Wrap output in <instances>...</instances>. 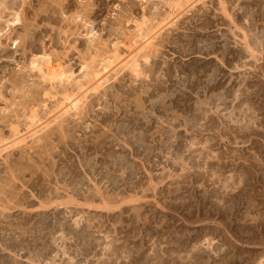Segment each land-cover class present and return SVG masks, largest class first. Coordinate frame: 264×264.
Returning a JSON list of instances; mask_svg holds the SVG:
<instances>
[{
  "label": "rangeland",
  "instance_id": "obj_1",
  "mask_svg": "<svg viewBox=\"0 0 264 264\" xmlns=\"http://www.w3.org/2000/svg\"><path fill=\"white\" fill-rule=\"evenodd\" d=\"M262 1L0 0V264H264V46L252 54L242 35L264 33ZM139 26L157 34L140 75L116 67L77 114H56L86 73L124 59ZM47 57L73 87L42 79L33 63ZM207 79L216 90H195ZM216 92L225 102L198 115L193 103ZM121 127L148 136L151 163ZM124 155L137 172H115L114 187L104 166ZM74 221L91 225L85 256Z\"/></svg>",
  "mask_w": 264,
  "mask_h": 264
},
{
  "label": "bare ground",
  "instance_id": "obj_2",
  "mask_svg": "<svg viewBox=\"0 0 264 264\" xmlns=\"http://www.w3.org/2000/svg\"><path fill=\"white\" fill-rule=\"evenodd\" d=\"M179 2V1H178ZM181 3V2H180ZM177 4V3H176ZM261 4L263 5L264 4V0L261 2ZM178 6V5H177ZM226 11H224V13H225ZM241 17L242 18H245L247 15H246V12H242L241 14ZM261 15V14H260ZM221 16V15H220ZM225 16H227V17H230L228 14H226L225 13ZM262 18H264V14H262V16H261ZM176 18V17H175ZM174 18V19H175ZM169 19V18H168ZM250 19V18H249ZM16 21H18L17 19H15ZM232 20V19H231ZM244 20H246V19H244ZM264 20V19H263ZM172 21V20H171ZM262 21V20H261ZM169 22V21H168ZM173 24V23H172ZM143 25V24H142ZM160 25V24H159ZM235 25V24H234ZM247 25V24H246ZM165 26V25H164ZM161 27H159L158 29H160ZM162 28H163V26H162ZM161 28V29H162ZM149 30H151V28L149 29ZM148 29H147V31H144L140 26L137 28V35H136V38H139V40L138 41H135V40H133L134 42H133V45L132 46H126L127 47V56L126 55H123V58L124 59H119V54H118V56H117V52H118V49L117 48H115L114 47V54H113V56H114V61H116L117 59H119L118 60V62L119 63H117L116 62V65L115 66H111L112 65V63H115V62H112L111 64H110V62L108 61V63L109 64H105V63H103L101 66H100V69L99 70H97V71H93V72H91V73H86V75L84 76L85 78H84V82L82 83V82H76V85H75V90L74 91H64L63 92V94H62V97H61V99H60V101H59V104H58V111H57V113L56 114H59V115H61V113H63V115L64 114H67L68 112H70L71 111V113L72 112H74L75 114H77L80 110H81V108H82V106H83V103H84V101L86 100V96H87V94L89 93L90 94V92L92 93H97V91L100 89V88H102L105 84H106V82H108L109 80V78L107 79L106 78V76L111 72V71H114V72H116L115 70H116V67H118V69H119V71H121V70H128V71H130L132 74H134V75H140V69H139V65H138V55H139V53L141 52H146L147 51V53L149 52L148 51V49H150L149 47H151V44H152V41L154 40V35L156 36L157 34L156 33H153L152 31L150 32ZM242 31H243V29H241ZM240 30V31H241ZM246 30H248V29H246ZM156 31V30H155ZM245 31V30H244ZM243 31V33H242V35H243V42H244V45H245V47L248 49L247 51H250L251 53H252V50L253 49H251V46H250V44L252 43V45L254 46H258V47H260V46H264V33L261 35V36H259L258 34H256V33H253L252 35H250V33L248 34L247 32H244ZM250 31V30H249ZM159 32V31H158ZM153 33V34H152ZM248 35H250L249 37H251V40H250V38H249V40H247V37H248ZM243 45V46H244ZM153 48V47H152ZM255 48H257V47H255ZM262 48V47H261ZM140 53V54H141ZM144 53H143V55H144ZM249 54L250 55V57H254L252 54H254V53H252V54ZM258 53V52H257ZM261 53V52H260ZM149 54V53H148ZM126 56V57H125ZM140 56V55H139ZM246 56V55H245ZM143 58H145V56H142ZM149 57V56H148ZM148 57H147V59H148ZM257 57V56H256ZM147 59H145V61L147 62ZM255 61H257L256 59L257 58H253ZM42 61V60H41ZM40 61V62H41ZM104 61H106V60H104ZM143 61V60H142ZM33 66H34V68L39 72V74L41 75V77H42V79H45V80H48V81H50L51 82V84H52V82H54V83H58V84H60V85H66V86H72V82H75V80L73 79V75H72V73H69V72H67V71H65V70H62L61 68H60V64H54L48 57H47V59L45 58L43 61H42V63H38V61L37 62H34L33 63ZM244 66V65H243ZM241 67V66H240ZM239 67V68H240ZM235 69V68H234ZM236 69H238V68H236ZM235 69V70H236ZM95 70V69H94ZM118 71V70H117ZM119 71L117 72V73H119ZM214 72H215V70H214ZM217 72V71H216ZM111 73H113V72H111ZM117 73H113L114 75H116ZM75 75V74H74ZM210 75V74H209ZM213 74H211L210 76H212ZM215 75V74H214ZM216 76V75H215ZM76 79V78H75ZM199 79V78H198ZM108 80V81H107ZM216 80V79H215ZM214 80V81H215ZM207 81V83H206V85L205 86H203V87H201L202 86V84L204 83V82H202L201 83V85H200V83L199 82H201V81H198V83L199 84H197V87H195V90H196V88H197V91L198 90H201V92L203 91L204 92V94L205 93H207V90H209L210 91V89L211 90H213V89H215L216 90V88H215V83H213L214 81H213V79H207L206 80ZM217 84V83H216ZM196 86V85H195ZM218 86H219V84H218ZM73 87V86H72ZM221 87V86H220ZM105 88V87H104ZM192 90H193V88H191ZM186 90V89H185ZM194 91V90H193ZM192 91V92H193ZM197 91H195V92H197ZM194 92V93H195ZM180 93H182V92H180ZM189 93H191V92H189ZM217 93V92H216ZM215 93V94H216ZM183 95L185 94V92L184 93H182ZM197 94L198 93H196V97H197ZM200 95V94H199ZM198 95V96H199ZM236 96V95H235ZM238 96V95H237ZM188 97V96H187ZM224 95L222 96L220 93L218 94L217 93V95H214V94H212V97H211V99H209V101H207V100H205V101H203V100H200V101H197V102H195V103H193V110L194 111H196V113L198 112L199 114L201 113V111H202V109L203 108H201V107H203L202 105H205V104H211L213 101H218V102H221V101H223L224 100ZM189 98V97H188ZM226 98V97H225ZM236 98V97H235ZM204 99V98H203ZM187 100V99H186ZM198 100V99H197ZM226 100V99H225ZM225 100L223 101V102H225ZM212 101V102H211ZM185 102V101H184ZM222 102V103H223ZM215 104V103H214ZM183 105V104H182ZM212 105V104H211ZM188 106V105H187ZM208 106V105H207ZM188 107H190V105L188 106ZM191 107H192V105H191ZM210 107V106H209ZM215 107V106H214ZM53 108V107H52ZM186 108V107H185ZM188 109V108H187ZM189 109H191V108H189ZM192 110V111H193ZM203 110H205V108L203 109ZM202 112H204V111H202ZM197 113V114H198ZM198 114V115H199ZM207 114V113H206ZM195 115V114H194ZM62 116V115H61ZM61 116H59V117H61ZM68 116V115H67ZM54 117V116H53ZM35 118H36V116L34 115V116H31L30 118H29V122H30V126L28 125V127L30 128L31 126L33 127L34 125H36L37 123H38V121H36L35 120ZM56 118V117H55ZM193 118V117H192ZM199 117L197 116V117H195L194 118V121H196V123L198 122V119ZM146 120V119H145ZM185 120H188V119H184V121ZM192 121H193V119H191ZM201 120V119H200ZM199 120V121H200ZM183 121V122H184ZM190 122V121H189ZM185 123H186V125L185 126H188V121L186 122L185 121ZM195 123V122H194ZM149 124V122L148 121H146V123H145V125H148ZM191 124V123H190ZM42 126V124H40V125H38V127H34V129H31V131L30 132H28V133H32L31 134V136H30V138H33L35 135H37L38 133H40V131H42L43 129H44V126L43 127H41ZM41 127V128H40ZM120 127V126H119ZM118 127V128H119ZM191 127V126H190ZM40 128V129H39ZM117 128V129H118ZM129 129V128H128ZM26 130H27V128H26ZM37 130V131H36ZM158 132V131H157ZM168 132H170V131H168ZM167 132V133H168ZM173 132V131H172ZM174 133V132H173ZM13 134H14V137H16L19 133L17 132V130H13ZM27 134V133H26ZM117 136H119V135H124L125 136V138H127V140L125 141V143L126 144H128L127 146L130 148V153L132 154V155H136V156H138V155H142V154H144V156H143V158H144V160L145 161H147V162H150L151 163V158H152V155H153V151H154V149H152L150 146H151V144L150 145H148V144H146V139H147V135H143V134H135L133 131H130V130H127V128H126V130H124V128H120V130L119 131H117ZM159 134V133H158ZM166 134V133H165ZM172 134V133H171ZM164 135V134H163ZM169 135V134H168ZM175 135H176V133H175ZM33 136V137H32ZM129 136V137H128ZM173 136V135H172ZM172 136H170V137H172ZM13 137V136H12ZM22 136H19V138H18V136H17V141L21 138ZM149 137H151V134H150V136ZM167 136H164V138H166ZM169 137V136H168ZM167 137V140L169 139ZM24 138H26V137H24ZM152 138V137H151ZM173 138V137H172ZM22 139V138H21ZM28 139V138H27ZM149 139V138H148ZM171 139V138H170ZM177 139V138H176ZM25 141V140H24ZM169 141V140H168ZM19 142H21V141H19ZM17 143V142H16ZM173 143V142H172ZM8 144V143H7ZM6 144V145H7ZM10 144V143H9ZM8 144V145H9ZM5 145V146H6ZM13 145V144H12ZM18 145V144H17ZM24 145V144H23ZM153 147H155L154 145H152ZM11 147H13V146H11ZM10 148V147H9ZM5 149V148H4ZM185 149V148H184ZM6 150H7V148H6ZM5 150V151H6ZM121 150L123 151L124 150V147H122L121 148ZM125 151V150H124ZM114 154V153H113ZM108 157L109 158H112L113 157V155L111 156V154H109L108 155ZM153 162H155V161H153ZM88 163V162H87ZM102 165V164H101ZM91 167V166H90ZM87 168H89V167H87ZM92 169H94V167L92 168ZM91 168L89 169V170H92ZM104 169H105V171H106V173L104 174V178L102 177V179H106L107 181H108V183H110L112 186H119V182L120 181H122V178H121V180H120V178L117 176V175H115V172H118V171H123V173L125 174V176H126V179H128V178H130L131 176H133L134 177V175L136 174L135 173V171L137 172V170H136V167H134L133 166V163H131V162H129L128 161V159H127V156H116V157H114V159H113V161H112V163L110 164V165H107V164H105V166H104ZM93 171V176H94V170H92ZM91 171V172H92ZM96 171V170H95ZM126 171V172H125ZM102 172V171H101ZM71 174V173H70ZM102 174H103V172H102ZM98 175H99V173H98ZM97 176V173H96V175H95V177ZM89 179V178H88ZM125 179V180H126ZM131 179V178H130ZM84 182L85 181H83V179H79L78 181H76V183H74L75 185H76V187H78V188H75L74 187V190H75V192H76V190H79V187L81 186V187H83L84 188ZM94 184V183H93ZM65 185H67V184H65ZM96 185V184H95ZM111 186V187H112ZM71 187H73V186H71ZM80 187V188H81ZM226 186H224V188H225ZM70 191V190H69ZM81 191V190H80ZM98 192H99V190H97ZM74 192V191H73ZM79 192V191H78ZM97 192V193H98ZM77 193V192H76ZM90 193V192H89ZM103 196V195H102ZM86 199V198H85ZM50 201V200H49ZM49 201H47V203L48 204H45L44 203V205H41V207L42 208H45L46 209V207H48L49 208V206L51 207V205H56L57 207H59V206H67V205H72V204H74L75 203V201L74 200H72V199H70V200H68V201H65V203H62V204H60V203H58V204H55L54 202H52V203H50L49 204ZM131 201V200H130ZM126 202H128V201H126ZM92 204V203H91ZM86 206V205H85ZM103 207H100L101 209H108V208H111V207H108L107 208V206H106V202L105 201H103V205H102ZM88 207L89 208H93V205H90V204H88ZM98 208V207H97ZM44 219V218H43ZM45 220H47V219H45ZM44 220V221H45ZM56 220V219H55ZM78 220V219H77ZM49 222V221H48ZM51 222V221H50ZM54 222H56V221H54ZM58 222V221H57ZM56 222V223H57ZM56 223H54V225L56 224ZM90 223V222H89ZM45 225V223L43 222L42 223V226L43 227H45L44 225ZM59 224V226L61 227V228H65L66 226V223H58ZM38 225V224H37ZM47 225V224H46ZM69 225V232H68V234H70L71 235V239H73L74 240V242H79V244H81L83 247H82V249H81V253L79 252V254L78 255H80V254H83L84 256H85V254H88L87 252H89L92 248H93V246H92V241L93 240H90V238H92V233L89 231V228H91V225L89 224V226L88 227H85L84 226V224H81L80 223V221H74L72 224H68ZM65 226V227H64ZM39 228V227H38ZM51 229H53V228H49L48 229V231L49 232H51ZM66 229L68 230V228L66 227ZM40 232H41V230H39ZM38 232V231H37ZM45 232V231H44ZM45 235V234H44ZM66 235V234H65ZM37 236V235H36ZM39 236V235H38ZM64 237V236H63ZM65 238V237H64ZM41 239V238H40ZM69 239V238H68ZM42 240V239H41ZM65 240H66V238H65ZM95 240V239H94ZM42 241H44V240H42ZM56 241V240H55ZM64 241V240H63ZM66 242V241H65ZM51 244V243H50ZM58 244V243H57ZM36 245V244H35ZM42 248H43V250L45 251V252H47V251H49V249H50V247H49V245H46V243H42ZM48 246V247H47ZM51 246V245H50ZM53 246V245H52ZM11 247V246H10ZM49 248V249H48ZM51 248H53V247H51ZM23 249V248H22ZM37 254V253H36ZM41 254V253H40ZM38 255V254H37ZM42 255V254H41ZM40 256V255H39ZM37 257V256H36ZM35 257V258H36Z\"/></svg>",
  "mask_w": 264,
  "mask_h": 264
}]
</instances>
